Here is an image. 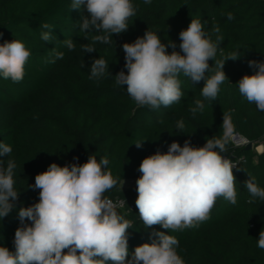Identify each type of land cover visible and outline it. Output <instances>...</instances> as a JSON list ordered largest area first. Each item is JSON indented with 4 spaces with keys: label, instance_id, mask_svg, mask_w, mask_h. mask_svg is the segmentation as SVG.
<instances>
[{
    "label": "trees",
    "instance_id": "trees-1",
    "mask_svg": "<svg viewBox=\"0 0 264 264\" xmlns=\"http://www.w3.org/2000/svg\"><path fill=\"white\" fill-rule=\"evenodd\" d=\"M132 2L137 15L129 20L128 30L113 34L109 44L96 43V51L84 53L82 45L91 43V34L87 40L84 38L77 24L81 10L71 8V0H0V43L18 39L31 51L21 82L0 77V141L12 148L10 156L0 157V161L5 167L8 159L15 161V188L20 193L16 209L0 220V246L15 250L14 234L21 226L18 209L39 201V189L29 186L52 163L83 164L90 155L98 161L105 157L109 160L106 171L118 183L104 196L113 202L122 201L123 206L116 210L132 222L133 228L128 230L131 258L135 247L157 239L153 232L167 233L159 225L146 228L143 224L135 204L136 188L117 190L123 181L141 176L139 166L145 157L167 152L173 141L183 146L185 140H190L193 146H203L208 138L222 135L223 112L229 110L236 135L253 146L264 147V111L242 97L237 85L245 74L255 71L248 61H264V0ZM228 13L234 19L228 20ZM192 18H200L209 34L213 26H219L225 56L234 50L240 52L239 59L225 62L229 80L220 86L217 99L205 100L204 111L195 116L190 108L195 99H203L204 81L193 84L183 75L179 79L184 96L179 103L156 109L137 106L126 86L115 85V75L121 70L127 72L122 45L134 42L149 29L156 31L166 45L174 41L175 50L180 51L179 33ZM43 23L54 26L51 41L40 39ZM68 38L75 44L73 51L63 42ZM54 48L64 56L50 62ZM172 51L169 47L168 52ZM99 57L109 62L111 75L97 82L88 77L91 63ZM178 120L186 125L182 133L177 132ZM137 141H142V147H136ZM227 148L223 155L233 153L245 158V163L234 169L237 203L218 198L210 218L198 227L169 231L178 238V253L186 264H264V249L257 247L264 229V201L256 199L249 204L244 186L253 176L264 187V154L234 149L232 142Z\"/></svg>",
    "mask_w": 264,
    "mask_h": 264
},
{
    "label": "clouds",
    "instance_id": "clouds-1",
    "mask_svg": "<svg viewBox=\"0 0 264 264\" xmlns=\"http://www.w3.org/2000/svg\"><path fill=\"white\" fill-rule=\"evenodd\" d=\"M152 0H144L151 4ZM71 8L81 10L77 22L84 38L91 34V43L82 45L84 53L96 51L95 44H109L113 34L128 30L129 20L137 15L132 0H71ZM87 14H84V13ZM228 20L234 19L232 13ZM54 26L41 24L40 39L51 41ZM215 36V39H213ZM180 51L169 40L166 45L156 31L147 30L132 43H124L127 72L115 75V85L126 86L129 97L137 106L152 109L170 107L184 96L181 75L193 84L204 81L203 99H195L190 112L195 116L205 109V100H216L220 86L229 80L224 66L227 60H237L240 52L224 55L220 47L224 41L218 25L212 33L205 31L200 18H192L188 27L179 33ZM65 47L75 50L71 38ZM171 47L173 51L168 52ZM220 53V59L217 55ZM31 51L25 43L14 39L0 43V77L19 83L25 76V66ZM64 52L52 49L50 62L62 59ZM214 61V64L209 63ZM255 69L238 82L239 93L259 111H264V61H248ZM109 62L99 57L90 67V80L99 82L109 72ZM211 72V75H206ZM186 125L176 122L177 132ZM232 110L223 112L222 135L208 138L203 146H193L185 140L183 146L173 141L165 153L157 151L145 157L140 166L141 176L136 180L135 201L139 217L146 228L159 225L167 233L153 232L151 243L135 247L129 258V234L132 222L117 212V205L104 193L117 185L118 179L106 171L109 160L90 155L83 164L49 165L35 176L39 201L18 209L20 225L14 234V251L0 246V264H186L178 253L179 240L169 231L198 227L210 218L218 198L237 203V164L224 153L235 137ZM137 148L142 141L135 142ZM10 145L0 141V157L10 156ZM16 163L8 159L6 167L0 161V220L16 209L20 193L15 188ZM245 181L249 204L256 199L264 201V187L256 178ZM124 183V182H123ZM30 223H25V221ZM257 247L264 249V229L257 239Z\"/></svg>",
    "mask_w": 264,
    "mask_h": 264
},
{
    "label": "built area",
    "instance_id": "built-area-1",
    "mask_svg": "<svg viewBox=\"0 0 264 264\" xmlns=\"http://www.w3.org/2000/svg\"><path fill=\"white\" fill-rule=\"evenodd\" d=\"M231 142H232V146L234 149L245 148L248 144H250L245 138L240 137L238 135H235L233 141H231ZM252 148H253V145H252ZM226 157L230 158L234 163L237 164V166L241 163H245L244 156H235L233 153H231V154L227 155ZM113 203L117 205V208L123 206V203L120 200L114 201Z\"/></svg>",
    "mask_w": 264,
    "mask_h": 264
},
{
    "label": "rangeland",
    "instance_id": "rangeland-1",
    "mask_svg": "<svg viewBox=\"0 0 264 264\" xmlns=\"http://www.w3.org/2000/svg\"><path fill=\"white\" fill-rule=\"evenodd\" d=\"M251 150H253L256 154H264V147L262 145L253 146ZM136 180L137 179L123 181L124 183L122 182L117 190L127 191L136 188Z\"/></svg>",
    "mask_w": 264,
    "mask_h": 264
},
{
    "label": "water",
    "instance_id": "water-1",
    "mask_svg": "<svg viewBox=\"0 0 264 264\" xmlns=\"http://www.w3.org/2000/svg\"><path fill=\"white\" fill-rule=\"evenodd\" d=\"M252 149V145L251 144H248L246 147H245V150H251Z\"/></svg>",
    "mask_w": 264,
    "mask_h": 264
}]
</instances>
